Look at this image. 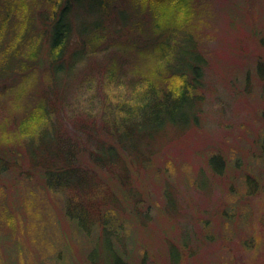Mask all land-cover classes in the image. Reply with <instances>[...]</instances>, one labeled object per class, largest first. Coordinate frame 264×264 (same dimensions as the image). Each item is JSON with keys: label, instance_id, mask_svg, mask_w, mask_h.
I'll list each match as a JSON object with an SVG mask.
<instances>
[{"label": "rangeland", "instance_id": "1", "mask_svg": "<svg viewBox=\"0 0 264 264\" xmlns=\"http://www.w3.org/2000/svg\"><path fill=\"white\" fill-rule=\"evenodd\" d=\"M30 1L13 0L16 10L11 14L22 17ZM131 3L113 0L119 9ZM168 3L162 8L165 20L188 30L184 31L196 38L207 60L205 88L189 126L168 127L145 139L138 153L128 155L137 164L127 167L126 174L119 171L118 175H129L122 187L105 167L97 171L110 190L107 205L101 209L116 206L121 211L122 239L113 248L121 251L128 264H264V80L260 70L264 64V0ZM90 5L85 1L79 8L93 16ZM85 14L79 13L82 22H86ZM157 52L143 59L145 76H154L151 64L156 75L160 65L171 58L166 49ZM11 80L1 76L0 88H14L17 84ZM90 80L77 91L80 97L72 95L78 97L75 105L80 102L81 120L66 119L72 105L60 104L66 112L63 127H59L69 138L76 124L86 131L93 126L94 143L114 144L103 134L99 118L88 115L105 105L101 91L111 87L107 89L105 83L99 87L103 82L97 76ZM34 84L31 94L39 91L40 85ZM25 86L12 98L22 101ZM16 104L20 102H12ZM24 112L0 107L3 155L11 156L6 153L8 146L13 149L23 144V136H15L30 118ZM22 147L12 169L0 174V264H108L107 260L114 264V255L106 252L111 249L94 235L98 230L87 235L80 232L81 227L64 215L59 195L48 192L44 181L21 176L20 170L28 168ZM84 160V165H90L88 158ZM118 188L126 190L128 197L119 195Z\"/></svg>", "mask_w": 264, "mask_h": 264}, {"label": "trees", "instance_id": "2", "mask_svg": "<svg viewBox=\"0 0 264 264\" xmlns=\"http://www.w3.org/2000/svg\"><path fill=\"white\" fill-rule=\"evenodd\" d=\"M85 1L91 3L93 16L80 10ZM170 1L131 0L130 7L119 9L113 0H31L21 17L11 14L16 10L13 0H0V77L10 76L17 84L12 89L6 85L0 88V107L24 109L25 118L31 114L25 129L15 136H23L22 154L28 166L20 174L29 181H44L48 192L59 195L64 215L81 227L80 232L87 235L98 230L94 235L111 249L106 252L114 255V264H128L121 251L113 248L122 239L121 211L116 206L101 209L107 205L110 190L103 186L107 182L97 171L105 167L122 187L129 175H118L119 171L126 174L127 167L137 164L128 155L138 153L145 139L168 127L189 126L200 104L199 93L205 88L207 60L188 30L165 20L162 8ZM79 13L86 15L82 18L86 22L79 20ZM32 44L33 51L29 49ZM164 49L169 61L160 65L156 75L151 64L154 76H145L143 59ZM260 70L264 80V64ZM95 76L103 82L99 87L105 83L107 89H119L101 91L105 105L95 115L88 114L91 119L99 118L103 134L114 144L94 143L92 125L88 134L86 127L76 124L77 130L69 138L59 127H63L65 116L81 120L82 113L77 112L80 102L75 105L74 99ZM32 81L34 86L40 85L41 95L39 91L31 94ZM23 83L28 86L22 92L26 100L21 103L24 98L12 97ZM76 93L78 97L72 96ZM14 101L20 102L19 106H13ZM60 104H71V113L65 115ZM31 131L34 134L26 138ZM20 147L8 146L6 153L11 156L0 153V174H7L10 165L18 161ZM84 158L90 165H84ZM117 190L128 197L126 190Z\"/></svg>", "mask_w": 264, "mask_h": 264}]
</instances>
